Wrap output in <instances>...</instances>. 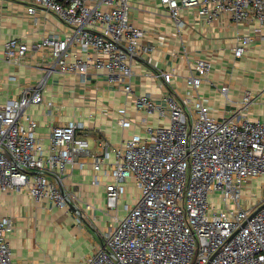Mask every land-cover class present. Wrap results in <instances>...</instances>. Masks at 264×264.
I'll return each instance as SVG.
<instances>
[{"label": "built area", "instance_id": "obj_1", "mask_svg": "<svg viewBox=\"0 0 264 264\" xmlns=\"http://www.w3.org/2000/svg\"><path fill=\"white\" fill-rule=\"evenodd\" d=\"M178 28L182 8L194 9L208 24L227 18L234 24L253 23L254 34L264 28V0H161ZM28 13L42 10L66 27L64 36L51 33L29 44L12 37L3 58L21 64L31 50H47L52 62L45 76L19 99L0 108V193L27 190L36 200L48 199L59 208L99 209L112 220L101 232V243L86 264H264V185L259 197L245 194L253 180L264 177V117L249 118L258 95L244 93L237 110L221 117L208 104L191 96L183 103L169 92L164 103L150 93L135 95L133 60L142 45L143 29L131 18L132 0H25ZM250 34L237 37L233 48L242 56L252 43ZM212 61L197 58L186 77L198 87L212 70ZM90 69L105 73L108 84L133 99L138 112L156 114L164 124L139 122L145 135L121 143L101 136L91 145L84 123L71 120L54 126L48 146L37 135L38 122L26 113L29 105L45 101L43 88L59 71L82 80ZM173 73L161 72L171 84ZM229 86L221 87L228 97ZM51 106L52 101L48 102ZM118 123L129 128L136 120L127 106ZM91 162L92 184L105 186V206L82 200L79 189L67 188L69 167ZM137 188L135 202L120 201ZM123 211V209H121ZM8 218H0V264H14L6 238Z\"/></svg>", "mask_w": 264, "mask_h": 264}, {"label": "crops", "instance_id": "obj_2", "mask_svg": "<svg viewBox=\"0 0 264 264\" xmlns=\"http://www.w3.org/2000/svg\"><path fill=\"white\" fill-rule=\"evenodd\" d=\"M132 5L131 18L144 31L142 45L153 46L150 52L142 48L133 60L135 95L150 93L158 103H164L169 93L181 103L191 96L192 105L200 99L211 107L213 115L221 117L237 110L244 93L251 90L258 99L249 118L264 117V28L262 34H254L255 24L237 25L225 17L208 24L188 8L180 10L184 25L178 28L161 0H132ZM66 31L67 27L51 13H28L25 0H0V108L36 85L45 76L44 68L52 62L47 50H31L21 64L9 63L3 58L5 42L18 37L32 44L51 33L64 36ZM241 34H250L253 40L245 53L237 57L233 48ZM197 58L213 63L198 92L186 81ZM161 72L174 74L171 84L163 80ZM224 85L229 86V99L221 92ZM43 95L45 101L29 105L26 113L37 120V135L45 146L49 145L53 127L71 120L84 123L93 146L101 136L117 144L134 134L143 135L139 122L145 117L153 125L168 122L156 114L138 112L133 99L108 84L105 73L93 69L86 80L75 73L53 72ZM124 105L137 122L129 128L121 127L117 121L118 111ZM94 174L88 161L84 168L69 167L64 183L69 189H79L83 201L103 207L105 186L92 184ZM81 211L82 215H77L74 208L65 210L48 199L36 200L25 189L0 193V218L11 221L6 238L13 263L86 264L88 256L100 245L101 232L112 217L99 209L82 206Z\"/></svg>", "mask_w": 264, "mask_h": 264}, {"label": "rangeland", "instance_id": "obj_3", "mask_svg": "<svg viewBox=\"0 0 264 264\" xmlns=\"http://www.w3.org/2000/svg\"><path fill=\"white\" fill-rule=\"evenodd\" d=\"M156 121L157 120H155L154 124L157 123ZM139 130H140V128L137 131H139ZM143 135H145L144 132H143ZM263 185H264V177L257 178L255 180H253V182L246 188L245 194L254 193V194H256V198H257V197H259V195L262 191ZM136 198H137V188L136 187L129 188V190L122 196V201L119 204L120 205L119 214L121 213L122 215H124L125 205L127 203L129 204V203L135 202ZM105 204H106V202L104 203V205ZM121 209H123V211Z\"/></svg>", "mask_w": 264, "mask_h": 264}, {"label": "water", "instance_id": "obj_4", "mask_svg": "<svg viewBox=\"0 0 264 264\" xmlns=\"http://www.w3.org/2000/svg\"><path fill=\"white\" fill-rule=\"evenodd\" d=\"M73 208H75V210H76L78 213L80 212V210H79L78 207L74 206Z\"/></svg>", "mask_w": 264, "mask_h": 264}]
</instances>
